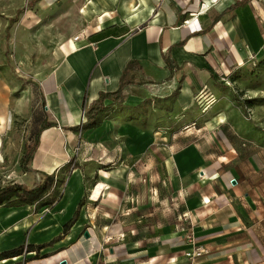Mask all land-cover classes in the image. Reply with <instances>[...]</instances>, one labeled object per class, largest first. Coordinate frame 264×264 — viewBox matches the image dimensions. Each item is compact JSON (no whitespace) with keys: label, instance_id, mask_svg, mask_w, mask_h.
Instances as JSON below:
<instances>
[{"label":"crops","instance_id":"obj_1","mask_svg":"<svg viewBox=\"0 0 264 264\" xmlns=\"http://www.w3.org/2000/svg\"><path fill=\"white\" fill-rule=\"evenodd\" d=\"M84 12L37 80L41 122L55 125L28 172L26 136L0 187L71 169L50 205L55 191L0 206V254L23 251L0 264H264V109L225 95L264 58V0H91ZM128 67L124 106L106 101L99 126L75 132ZM188 226L208 251L196 261Z\"/></svg>","mask_w":264,"mask_h":264},{"label":"rangeland","instance_id":"obj_2","mask_svg":"<svg viewBox=\"0 0 264 264\" xmlns=\"http://www.w3.org/2000/svg\"><path fill=\"white\" fill-rule=\"evenodd\" d=\"M90 1L0 0V119L6 146L0 162L2 186L16 180L15 167L21 158L17 152L22 151L26 136L38 129L43 116L37 80L60 60L62 41L85 26L84 7ZM10 16L15 23L8 28ZM249 70L253 74H239L238 84L225 85L230 88L225 95L264 109V58ZM70 169L71 165L64 168L65 179Z\"/></svg>","mask_w":264,"mask_h":264},{"label":"trees","instance_id":"obj_3","mask_svg":"<svg viewBox=\"0 0 264 264\" xmlns=\"http://www.w3.org/2000/svg\"><path fill=\"white\" fill-rule=\"evenodd\" d=\"M129 67L125 70L124 75L121 79V86L118 92L113 94L103 93L100 95V98L95 101L89 109L85 113L86 123L82 126H78L73 128L75 132H79L80 129H92L100 124L101 116L105 113L107 107L105 105L106 101L110 100L114 104L123 107L125 104V96H124V88L126 87L125 81L128 75ZM55 124L40 121V125L38 129L32 133V139L30 140V147L26 148V152L21 160V166L25 172L30 171L29 165L32 163L36 151L40 145V137L42 133L51 127H54ZM65 183V178L56 177L53 175H43V180L39 184L34 187H27L23 184L13 183L9 184L5 187H0V206L8 205L14 207L21 206H32L38 202L43 201L46 195L55 191L54 195L47 202L43 203V206L50 205L53 203L58 197V192L55 190ZM42 203V202H41ZM76 218L65 228L64 234L69 231V227L75 222ZM37 251L41 249V247L32 248ZM22 249L9 251L0 254V258H12L22 254Z\"/></svg>","mask_w":264,"mask_h":264},{"label":"built area","instance_id":"obj_4","mask_svg":"<svg viewBox=\"0 0 264 264\" xmlns=\"http://www.w3.org/2000/svg\"><path fill=\"white\" fill-rule=\"evenodd\" d=\"M46 211H49V209L47 208ZM182 231L184 233L185 242L191 246L190 251L186 252V256L190 260L196 261L198 259L203 258L204 256L208 254V251L204 247L198 244L197 239L193 235V232L190 231L189 226L182 227Z\"/></svg>","mask_w":264,"mask_h":264},{"label":"water","instance_id":"obj_5","mask_svg":"<svg viewBox=\"0 0 264 264\" xmlns=\"http://www.w3.org/2000/svg\"><path fill=\"white\" fill-rule=\"evenodd\" d=\"M85 237H89V234H88V233H86V234H85Z\"/></svg>","mask_w":264,"mask_h":264}]
</instances>
